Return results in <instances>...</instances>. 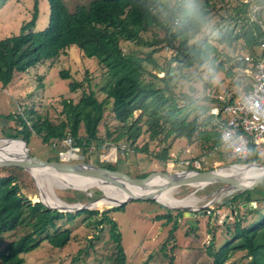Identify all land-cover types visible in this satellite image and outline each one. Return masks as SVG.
Returning <instances> with one entry per match:
<instances>
[{"label": "trees", "instance_id": "1", "mask_svg": "<svg viewBox=\"0 0 264 264\" xmlns=\"http://www.w3.org/2000/svg\"><path fill=\"white\" fill-rule=\"evenodd\" d=\"M5 1L0 0V7ZM224 1L226 0H90L87 5H78L70 11L64 0H48V25L35 31L39 19V4L38 0H34L31 18L22 25L19 34L0 39L1 86L5 88L9 85L16 73L26 72L46 61L57 59L67 49L75 47L82 58L94 59L105 69L106 81L99 90L105 98L102 101L97 99L87 79L70 83L69 92L83 90L78 102H60L59 115L62 120L59 123L52 122L47 113L37 114L33 110L28 112L31 129L24 121L23 141L33 133L44 144L70 138L73 145L84 152L92 146L98 148L102 142H110L125 143L133 152L147 154V144L142 147L136 145L140 137L146 134L147 143L157 141L164 146L161 153L154 155L160 162L169 159L168 151L172 148L173 141L180 138L190 144L200 145L201 149L222 153L220 141L221 129L225 124L224 116H214L210 110L214 105L235 103L249 91L250 83L242 88L239 95L226 98L225 102L207 97L202 105H198V100L193 96H176L170 65L178 61L181 64L179 69L182 70L208 63L216 74L226 72V62H234V66L241 70H252L254 61L264 57V29L262 22L260 23L264 0H253L254 6L260 8L255 13V21L245 17L250 10V3L237 8L234 20L236 24H241L238 30L240 32L234 33L231 30L219 39L220 44L226 47H231L238 40H244L247 49L261 46L263 49L259 57L251 53V64L221 54L207 37L196 40L207 25L211 4ZM193 9L203 17V23L193 18ZM153 28L162 31L164 37L160 38L152 31ZM123 42L147 48V53L141 57L134 52H124L121 47ZM163 44L173 52L166 69L160 68L153 57L159 51L157 48H161ZM222 57L226 61L219 59ZM150 66L152 69H149ZM158 73L164 75L159 77ZM230 74L228 72L227 76L231 77ZM68 76L67 71L60 72L61 79H68ZM85 84L88 92H84ZM189 91L194 93L195 89L191 87ZM108 106L117 125L112 131L106 127L102 136L99 126ZM136 113H139L137 117ZM191 116L193 118L190 119ZM12 137L18 138L17 135ZM254 147V144L250 146L251 154L247 162L234 158V163H259L260 158L253 155ZM104 167L116 170L111 165ZM0 169L23 170L16 167ZM79 188L87 190L93 187ZM251 202L264 205V181L253 190L238 192L224 204L235 213L233 236L217 250L213 247V241H210L207 255L212 259V264H227L238 253H245L249 259L248 264H264V210L250 207ZM242 203L247 205L243 215L240 214ZM121 209L123 206L113 208L112 211ZM108 212L81 210L75 214H63L46 208L40 202L31 204L20 194L16 177H0V243L3 244L1 241L7 235L14 236L0 251V264H24V256L34 251L42 241L52 248L62 249L71 240V230H59L57 223H72L82 214L87 215V227H109L110 240L116 250L114 264H125L121 234ZM93 217H96L95 221L93 219L90 222ZM249 217H252L250 222ZM162 219L166 222L173 221L170 215H164ZM176 225L175 222L171 234L176 230ZM169 264H173L172 257Z\"/></svg>", "mask_w": 264, "mask_h": 264}, {"label": "rangeland", "instance_id": "2", "mask_svg": "<svg viewBox=\"0 0 264 264\" xmlns=\"http://www.w3.org/2000/svg\"><path fill=\"white\" fill-rule=\"evenodd\" d=\"M64 2L69 10L73 11L76 6L87 5L90 0H64ZM245 3L251 4L245 17L255 21V13L260 8L254 6L253 0L213 2L207 25L196 40L207 37L221 54L235 57L240 62L242 61L238 58L251 57V53L259 57L264 46L247 49L244 40H238L231 47L220 44L221 36L227 35L229 31L240 32L238 30L241 24H236L234 19L237 17L236 9ZM33 4L34 0L5 1L0 7V39L19 34L22 25L31 18ZM38 4L39 19L35 25V31L46 28L49 17L48 0H38ZM260 16V23L262 22L264 29V8L261 9ZM152 31L160 38L164 37V33L157 28H153ZM121 47L124 52H134L141 57L147 53V48L138 47L130 42L121 43ZM157 49L159 51L153 54V57L160 68L166 69L173 52L165 44ZM219 59L226 61L223 57ZM180 65L178 61L170 65L174 92L177 97L182 94L193 96L198 100V105H202L207 97L216 99L218 96L229 98L239 95L242 88L251 80V75L248 73L250 69H238L234 66V62L224 63L226 72L216 74L208 63L182 70L179 69ZM149 69L152 67L150 66ZM61 71L68 72V79H61ZM228 72L231 73V77L227 76ZM163 75L158 73L159 77ZM85 79L90 81L91 89L95 92L97 99L102 101L105 96L99 90L106 81L105 69L94 59L82 58L80 51L71 47L57 59L46 61L26 72L16 73L12 82L5 88L0 84V144L6 139H13L14 135L18 136L16 138L18 140L25 138L23 122H27L30 130L31 123L27 113L31 110L37 114L47 113L52 122L59 123L62 120L59 115L60 102L71 100L76 103L83 93V90L69 92V84L82 82ZM84 87V92H88L86 84ZM191 87L195 89L194 93L189 91ZM138 115L139 113H136L135 117ZM116 125L108 106L99 126V133L104 136L106 127L112 131ZM146 141L147 135L143 134L136 145L142 147L147 144L149 151L147 154L135 153L125 143L102 142L98 148L92 146L85 152L79 149V158L70 163L91 164L103 168L111 165L116 171L126 173L133 178L152 172L188 171L186 167H179L182 162L188 160L192 161L190 169L196 171L193 162L200 157L204 158L202 171L239 165L234 163V157L226 151L222 150L220 155L211 149H201L198 144H190L184 138L174 140L172 148L168 151L169 159L166 162H160L154 158V155L161 153L164 146L157 141L152 143ZM25 142L29 155L41 160L60 161L59 142L44 144L33 133L26 138ZM254 145L253 155L260 158V162L249 164L264 165V145ZM8 175L17 178L20 194L26 202L31 204L43 202V195H47L52 196L51 198L58 200L59 203L67 204L68 207H79L98 199L103 194L94 187L87 190L66 187L53 173L34 176L33 173L25 170L0 169V177ZM222 187L221 184H211L173 188L169 191V195L176 201L183 202L173 207L165 206L158 201H132L124 204L121 210L112 211L115 207L110 205L88 210L109 211L108 215L117 224L121 234V244L126 256L125 264H169L170 257L173 258V264H212V259L207 255L210 241H213V247L217 250L233 236L235 213L224 204L238 191H222L217 194ZM243 205V203L240 205L241 215L245 213L246 206ZM252 205L264 210L262 203ZM63 214H67V211H63ZM164 215H170L173 221L166 222L162 219ZM95 218L89 221L92 222L93 219L95 221ZM251 220L252 217H249L248 222ZM87 222V215L82 214L72 223L66 221L57 223L59 230L65 228L71 230L70 242L62 249H55L42 241L34 251L24 256V264H114L116 250L110 240L109 227L106 225L99 229L93 226L87 227ZM175 222L176 230L171 234ZM12 237L14 238L13 235H7L1 241L3 244L0 243V251ZM248 262L249 259L245 253H238L227 264H248Z\"/></svg>", "mask_w": 264, "mask_h": 264}, {"label": "water", "instance_id": "3", "mask_svg": "<svg viewBox=\"0 0 264 264\" xmlns=\"http://www.w3.org/2000/svg\"><path fill=\"white\" fill-rule=\"evenodd\" d=\"M6 141H21L24 145V155L21 158L17 159H8V157L0 156V168L6 167H16L23 169L25 171H29L32 173V170H50L56 174L64 175V176H73L77 178L87 179L94 181L93 186H101L97 183H103L102 185H106L109 187H113L119 189L126 193L127 198L122 201H117L111 204V207H121L124 204L132 201H157V196L172 190L173 188H178L181 186H205L211 184H221L223 187L217 194L224 191H238L239 193H243L246 191L253 190L260 183L264 181V171L258 175L256 178L251 179L250 182H246V184L239 181L237 178L232 177L230 174L218 173L220 170H206V171H181V172H152L149 173L144 178H133L126 173L116 170H110L107 168L99 167L91 164H83V163H64L61 161H47L41 160L36 157H33L28 154L27 149L25 148L26 142L18 139H6ZM235 165H231L228 167H224L223 169L233 167ZM238 166V165H236ZM245 167H251L264 169V165L262 164H247L241 165ZM163 180L162 184H156V181ZM70 187V186H68ZM71 188V187H70ZM74 189V187H72ZM98 188L102 191L101 188ZM136 192L137 194H131L132 192ZM141 192H145L140 194ZM103 193V191H102ZM105 193L102 194L98 199L87 202L86 204L79 206L74 209H61L56 207H49L41 202L46 208L50 210H55L57 212L63 213V211H67V213L75 214L81 210H88L91 208V205H94L96 202L101 200H105ZM213 201V200H212ZM211 203V201H210ZM253 202L249 203L250 207H253ZM244 207L247 205H243Z\"/></svg>", "mask_w": 264, "mask_h": 264}, {"label": "built area", "instance_id": "4", "mask_svg": "<svg viewBox=\"0 0 264 264\" xmlns=\"http://www.w3.org/2000/svg\"><path fill=\"white\" fill-rule=\"evenodd\" d=\"M238 59L249 64L252 62L248 56ZM252 66L253 69L248 72L251 75L249 91L233 104L214 105L210 110L214 116H224L220 141L222 150L243 163L250 157L252 144L264 145V57L258 58ZM216 100L225 102L226 98L218 96ZM59 147L61 162L70 163L79 158V148L73 145L70 138L60 141ZM69 155H75L76 158ZM191 162H182L179 167L189 169ZM203 162V157L193 162L196 170H201Z\"/></svg>", "mask_w": 264, "mask_h": 264}, {"label": "bare ground", "instance_id": "5", "mask_svg": "<svg viewBox=\"0 0 264 264\" xmlns=\"http://www.w3.org/2000/svg\"><path fill=\"white\" fill-rule=\"evenodd\" d=\"M23 155H24V145L21 141H4V142H2V144H0V156L8 157V159H17V158L23 157ZM111 155H113V153ZM69 157L74 158L76 156L75 155H69ZM263 171H264V169L254 168L253 166H251V167L233 166V167H229L226 169H220L217 172L220 174L221 173L230 174V175H232V177L237 178L239 181L246 184V182H250L251 179L256 178ZM32 173L34 174V176H39L42 173L56 174V173H54L50 170H46V169L32 170ZM55 176H56L57 180L60 183L63 182L62 184L66 185V187H68V186H70L71 188L74 187V189H77V190L81 189V188H79L81 186H92L94 188H96V187L101 188L103 193H105L106 199L101 200L99 202H96L94 205H91V208L96 209V208H100L102 206H109V205L113 204L114 202L122 201L125 198H127L126 193H124L123 191H120L119 189H116L113 187L102 185L103 183H97L98 185H101V186H96V185L93 186L94 183H96V182L91 181V180L77 178V177H73V176H64V175H60V174H56ZM155 183L156 184H162L163 180L162 181L161 180L156 181ZM143 193H145V192H141L140 194H143ZM131 194H137V193L133 191ZM51 197H49L47 195L46 196L43 195V197H42L43 203L47 206L61 208V209H66V208L74 209V208L78 207V206L68 207V206H66L67 204L64 205L62 203H59L58 200L55 201ZM156 198H157L158 202H160L161 204L168 206V207L177 206V205L183 203V202L176 201L175 199H173L169 195V191L168 192L166 191V192L158 195Z\"/></svg>", "mask_w": 264, "mask_h": 264}, {"label": "clouds", "instance_id": "6", "mask_svg": "<svg viewBox=\"0 0 264 264\" xmlns=\"http://www.w3.org/2000/svg\"><path fill=\"white\" fill-rule=\"evenodd\" d=\"M192 14H193V18H194L197 22H199V23H203V17L199 14V12H198L197 10L193 9ZM225 139H227V136L225 137ZM238 166H240V165H238ZM200 171H202V170H200Z\"/></svg>", "mask_w": 264, "mask_h": 264}, {"label": "crops", "instance_id": "7", "mask_svg": "<svg viewBox=\"0 0 264 264\" xmlns=\"http://www.w3.org/2000/svg\"><path fill=\"white\" fill-rule=\"evenodd\" d=\"M188 148V147H187ZM189 149V148H188Z\"/></svg>", "mask_w": 264, "mask_h": 264}]
</instances>
